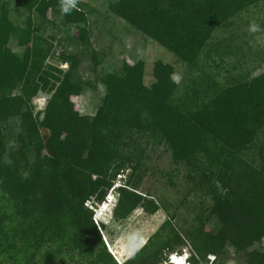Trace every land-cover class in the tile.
Segmentation results:
<instances>
[{
  "label": "trees",
  "instance_id": "1",
  "mask_svg": "<svg viewBox=\"0 0 264 264\" xmlns=\"http://www.w3.org/2000/svg\"><path fill=\"white\" fill-rule=\"evenodd\" d=\"M11 1L29 11L25 25L14 21ZM262 1L107 0L112 13L172 51L186 72L175 81V65L157 59L147 85L146 61L123 60L121 71L101 75L105 94L94 115L81 114L73 100L89 84L79 75V51L60 53L68 69L48 61L54 45L44 34L45 19L62 14L59 0L0 1V264H158L186 245L192 264H223L230 249L247 264H264V248L257 247L264 239V72L249 76L250 65L243 70L248 53L231 27ZM85 5L79 1L62 14L74 28L65 33L67 43L91 45ZM220 29L229 35L218 45ZM91 54L96 67L102 64L104 54ZM40 92L50 97L35 111ZM11 140L18 146L9 150ZM157 145L192 182L181 202L191 206L189 196L199 197L183 226L167 200L141 187L152 169L148 147ZM6 151L11 167L3 163ZM25 170L27 180L21 179ZM122 170L129 172L109 213L112 222L139 207L168 213L154 233L121 239L123 262L103 239L111 223H95L89 207ZM214 216L220 221L215 231L209 226Z\"/></svg>",
  "mask_w": 264,
  "mask_h": 264
},
{
  "label": "rangeland",
  "instance_id": "2",
  "mask_svg": "<svg viewBox=\"0 0 264 264\" xmlns=\"http://www.w3.org/2000/svg\"><path fill=\"white\" fill-rule=\"evenodd\" d=\"M2 1V0H0ZM86 4L85 7L90 13L89 22V35L91 38V45L81 46L78 42L67 43L65 40L66 31L72 33L74 28L68 27L63 22V15L52 12L50 18L45 19L46 29L44 34L51 38L53 41V51L48 61L58 65L62 69H68L69 64L62 62L60 53L62 51L78 52L81 54L82 62L79 66V75L83 81L89 84L83 89L82 94L73 97L77 107L83 115H94L101 99L105 94V86L100 81V77L105 72L118 70L121 71L122 61L126 60L128 63H134L138 59L146 61V75L145 83L150 84L153 77V66L157 59H162L175 65L176 72L173 75L175 81H180L183 74L186 72V65L178 60L176 55L160 45L159 43L151 40L142 32L131 27L126 21L112 13L107 6V0H79ZM8 6L12 10V16L15 22L25 25L29 11L23 6L14 2H9ZM255 22L260 25V31L250 32L249 25ZM240 38L237 39L240 43L245 44L244 51L248 53L247 60L244 66V71L248 65L253 69L248 72V75H258L264 72V1L248 7L246 10L239 13L235 18L233 25ZM233 29V30H234ZM228 31L218 30L216 38L213 42L218 44V41L223 43L228 37ZM235 43V40H234ZM10 45L17 52H22L23 48L18 47L15 40H12ZM216 45V44H215ZM219 45V44H218ZM217 46V45H216ZM248 49L250 51L248 52ZM92 50L96 51L98 56L103 58L102 64L95 66L92 61ZM251 52V53H250ZM207 55L204 53L203 58ZM255 57H260L254 61ZM218 69V70H217ZM215 70L219 71L217 66ZM242 70V71H243ZM236 73H241L240 69L235 70ZM226 76L225 72L220 71ZM243 73V72H242ZM50 94L40 92L34 98L35 111L44 109ZM17 128L18 119L12 121ZM150 154L148 166L152 169L145 174L142 189H149L152 194L157 197H163L167 200L170 211L177 212L176 223L178 226L185 225V220H190L196 212L195 205H197L199 197L194 194L189 196L190 201H193L191 206L183 204L181 200L184 195L189 191L192 182L186 176V168H180L177 171L176 165L172 161L171 152L163 145H157L155 149L148 147ZM129 172V171H128ZM202 197V196H201ZM180 205L178 209L176 206ZM111 211L104 213L101 221L106 220L111 223L109 227L104 229L103 239L108 247L113 248V253L119 258L122 256L118 253L121 239L136 240L138 233H154L160 225L168 218V213L165 210H159L155 214H150L139 207L124 220L112 222V217L109 215ZM95 221V220H94ZM96 223V222H95ZM209 226L212 230H217L220 226V221L217 217L210 219ZM208 226V228H210ZM132 230L133 234L127 232ZM150 234V235H151ZM134 237V239H133ZM257 247L264 248V239ZM182 247H177L180 250ZM185 251L190 249L189 245L183 247ZM110 250V249H109ZM230 254L225 256L223 264H247L246 256L240 255L236 257L234 250L230 249ZM230 257V259H228ZM128 257H121V262L125 261ZM232 258V259H231ZM228 259V260H227Z\"/></svg>",
  "mask_w": 264,
  "mask_h": 264
},
{
  "label": "built area",
  "instance_id": "3",
  "mask_svg": "<svg viewBox=\"0 0 264 264\" xmlns=\"http://www.w3.org/2000/svg\"><path fill=\"white\" fill-rule=\"evenodd\" d=\"M128 176V170H122L117 177L113 180V184L105 194L104 198L98 203V205H94L93 202H89V207L95 209L93 219L97 224L100 223V216L103 215L107 211H112L116 205L118 200L119 192L118 188L124 185L125 180ZM191 257V253L188 250H184V252L179 253L177 251L171 253H165L162 257V260L158 264H178L175 258H183V264H192L189 259ZM205 264V263H202Z\"/></svg>",
  "mask_w": 264,
  "mask_h": 264
},
{
  "label": "clouds",
  "instance_id": "4",
  "mask_svg": "<svg viewBox=\"0 0 264 264\" xmlns=\"http://www.w3.org/2000/svg\"><path fill=\"white\" fill-rule=\"evenodd\" d=\"M114 3H118L119 0H113ZM79 3V0H59V7H60V11L62 14H69L73 9H76L77 8V5ZM250 32H257V31H260V25L255 23V22H252L250 25H249V29H248ZM18 145H17V142L15 140H11L8 142V145H7V148L9 150L11 149H14L16 148ZM3 163L8 166V167H11L13 165V160L11 159L8 151H6L4 153V156H3ZM30 171L28 170H25L22 175H21V179L23 180H27L30 178ZM104 217V214L101 215V218ZM101 218H100V221H101ZM106 221V220H105ZM109 222V221H107Z\"/></svg>",
  "mask_w": 264,
  "mask_h": 264
},
{
  "label": "bare ground",
  "instance_id": "5",
  "mask_svg": "<svg viewBox=\"0 0 264 264\" xmlns=\"http://www.w3.org/2000/svg\"><path fill=\"white\" fill-rule=\"evenodd\" d=\"M176 260H177V262H178V264H183V258H175Z\"/></svg>",
  "mask_w": 264,
  "mask_h": 264
}]
</instances>
